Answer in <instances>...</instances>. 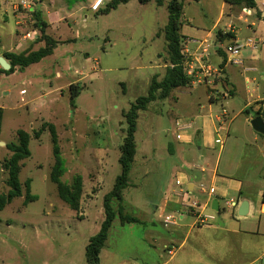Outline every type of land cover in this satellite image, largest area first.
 I'll use <instances>...</instances> for the list:
<instances>
[{
  "label": "rangeland",
  "instance_id": "obj_1",
  "mask_svg": "<svg viewBox=\"0 0 264 264\" xmlns=\"http://www.w3.org/2000/svg\"><path fill=\"white\" fill-rule=\"evenodd\" d=\"M95 1L0 0L3 53L22 51L25 41L29 45L22 52L44 47L35 14H53L56 8L62 16H72L50 29L49 34L74 39L61 44L53 56L39 64L0 75V167L12 156L7 145L18 143L17 132L24 130L31 136V157L22 162L19 176L23 196L0 210V264H88L86 248L105 220L104 198L121 174L119 159L127 127L122 112L128 111L137 98L148 95L154 77L161 81L165 76L166 68L154 67L169 63L164 28L170 0L162 6L129 0L109 14L100 11L112 0H105L97 10L92 8ZM180 2L184 7L182 35L208 32L218 20L217 31L227 29L225 0ZM236 23L247 26L244 21ZM27 35L30 38L24 39ZM155 72L159 73L153 75ZM72 83L82 87L75 106L71 105L69 92ZM174 111L168 103L151 105L140 112L138 152L130 185L124 191L125 214L151 220L152 206L160 204L165 190L176 182V168L181 166L182 158L168 152L169 141L163 132ZM154 114H163L156 123L151 120ZM49 124L56 126L64 162L61 181L71 186L77 177L83 180L78 212L60 199L50 179L55 162ZM8 179L9 173L3 169L0 194L9 192ZM28 180L31 194L37 199L26 204ZM191 201L199 202L195 197ZM113 206L118 211L120 204L114 201ZM220 212L211 214L220 226L224 215H229L233 226L244 219L233 216L228 209ZM166 216L175 217L180 225L192 223L191 218L181 220L180 213L168 211L154 216L158 229L175 228L164 226ZM260 218L264 220V214L248 218L245 223L257 229ZM145 229L136 223L122 225L117 215L99 257L100 264H262L257 258L264 249V238L242 239L236 244L228 234H222L220 242L210 237L206 247L193 232L182 245L186 228L183 237L169 249H164L160 240L157 250H151Z\"/></svg>",
  "mask_w": 264,
  "mask_h": 264
},
{
  "label": "crops",
  "instance_id": "obj_2",
  "mask_svg": "<svg viewBox=\"0 0 264 264\" xmlns=\"http://www.w3.org/2000/svg\"><path fill=\"white\" fill-rule=\"evenodd\" d=\"M261 2L262 0H256L257 6L252 15L245 16L242 13V8L245 6H226L225 1L223 8L225 10L228 8V22L225 24L227 29L217 31L220 23L218 20V24L216 23L208 32L188 37L183 35L185 39L182 53L185 62L194 63L196 66L195 75L191 77L192 83L187 88L175 89L166 100H158L151 104L157 106V104L170 103L173 106L175 110V113H172L173 119L163 132L169 141L167 142L168 152L179 154L182 158L181 166L176 168V182L165 190L160 204L152 206L151 220L137 217L140 223L136 224L148 228L145 231L147 230L148 233V245L151 250H157L160 240L163 241V248L169 249L183 237L186 228L189 229L182 245L186 244L193 232L199 237L201 245L206 247L209 246L207 241L210 237L220 242L224 237L222 234H228L232 239L231 242L236 244H239L242 239L264 238L262 218L258 220L257 229L249 228L245 223L246 220L255 218L257 214H264L262 201L264 198V136L257 133L251 125V121L257 117L256 113L261 109L262 101H264V9L260 7ZM71 16L72 14L62 16L57 8L53 14L46 12L42 15L48 24L46 33L59 42L50 56L55 54L61 44H68L74 40L70 37L63 38L49 34L50 29L59 27L63 20H68ZM236 21H244L247 26L245 28L238 26ZM248 39H253L255 45L248 46L246 44ZM206 40L212 44L208 45ZM25 42L21 44L22 51L29 45L27 41ZM42 43L45 44V42ZM235 43L245 45L238 65L230 62L227 52V47ZM22 51L9 50L8 52L21 53ZM2 53L0 50V56ZM201 61L211 65L214 70L211 75L202 70ZM160 68H167V65L154 67V69ZM158 73L155 72L153 75ZM162 115L154 114L151 120L154 119L156 123ZM218 138L223 140V144L218 142ZM202 184L214 188L215 194L209 196L203 193L200 189ZM191 197L199 200L200 205L204 206L203 212L208 215L228 209L233 216H239L237 212L244 201L249 203V212L247 216L240 217L244 218L243 221L236 222L235 226L230 223L229 215H224L219 222L222 226L215 224L217 222L215 217L211 225L195 227L196 214L185 210L182 205L186 198L189 200ZM215 200L219 204L218 212L212 209ZM230 200L237 202L233 210L225 205V202ZM168 211L180 213L181 220L191 218L192 223L176 224L173 225L174 229H158L154 216L157 214L162 216ZM257 259H261L264 264V249L258 254Z\"/></svg>",
  "mask_w": 264,
  "mask_h": 264
},
{
  "label": "trees",
  "instance_id": "obj_3",
  "mask_svg": "<svg viewBox=\"0 0 264 264\" xmlns=\"http://www.w3.org/2000/svg\"><path fill=\"white\" fill-rule=\"evenodd\" d=\"M226 3L233 6H245L249 8H256V0H225ZM129 0H112L104 10L100 12L102 14H109L112 10H116L121 4L128 3ZM142 4L155 2L158 6L164 5L165 0H139ZM169 12L168 23L164 28V37L167 42V49L169 55V63L166 64V73L164 78L159 81L157 77H154L152 84L149 88L148 95L141 96L131 104L128 111H124L123 116L126 120V135L121 146V156L119 163L121 166V174L117 177L113 190L108 193L104 198V211L105 220L102 223L101 229L96 236L92 237L86 248V257L88 264H100V255L108 240L111 228L114 221L119 215L122 225L140 223V220L135 217L124 213V191L129 186L130 173L137 155V142L136 133L138 130V122L140 118V112L146 111L148 107L158 101L166 100L172 94V92L181 87L191 85L192 78L187 75L185 68V57L182 53L183 40L185 37L182 35L181 30L183 28V14L184 7L180 0H170L167 6ZM37 28L41 33V41L45 42V47L36 51H27L21 53L5 52L3 57L11 64V69L5 71L0 68V75L3 73H14L18 68L26 69L31 65L41 62L44 58L53 54L55 48L59 42L49 36L46 33L48 24L44 21L41 12L35 14ZM81 84H72L69 88L71 105L75 106L76 99L82 92ZM1 108H0V135H1ZM256 116L264 119V101H262V107L257 111ZM49 130L51 132L53 143V156L54 166L51 172V182L57 186L58 195L60 199L65 202L72 210L79 211L81 208V200L83 196V180L81 177H77L71 186L64 184L61 178L64 174V162L61 156V148L59 145L58 134L56 126L49 124ZM43 132V130H42ZM39 136V135H38ZM18 143H11L7 145V148L11 151L12 156L7 160L3 167H0V186L2 184V170L5 169L9 173L8 185L10 190L8 193L0 194V210H3L11 204L16 198L23 196V185L20 181V173L23 168L22 162L31 157L29 150V142L31 136L24 130L17 132ZM27 189L26 204L33 202L37 199L36 196L31 194V181L25 182ZM117 201L120 206L115 210L113 203ZM264 203V198H263Z\"/></svg>",
  "mask_w": 264,
  "mask_h": 264
},
{
  "label": "built area",
  "instance_id": "obj_4",
  "mask_svg": "<svg viewBox=\"0 0 264 264\" xmlns=\"http://www.w3.org/2000/svg\"><path fill=\"white\" fill-rule=\"evenodd\" d=\"M104 1L105 0H97L96 1L97 3H96V5L94 4L93 9L97 10L98 9L97 7L99 5H101ZM260 7H261V9H264V0H262ZM253 11H254V8H249V7L242 8V13L245 16L252 15ZM240 18L245 19L244 17L243 18L240 17ZM28 38H30V35H27L24 37V39H28ZM35 38H37V33H35ZM205 42L208 45L212 44V42L207 41V40ZM246 44L248 46H254L255 41L253 39H248ZM244 47H245V45L244 46L243 45H237L236 43H235V45H229L227 47V52L229 53V56H230L229 60L231 63H233L235 65L240 64L239 57H240L241 52H242ZM201 63L203 64L202 70L205 71V73H207L208 75H211L214 72L211 65L210 66L206 65L202 61H201ZM185 68H186L188 76L193 77L195 75L196 66L194 63H192V64L185 63ZM23 93H25V91H23ZM218 140H219L218 142L220 144H223L222 139L218 138ZM200 189L203 193H207L209 196H213L215 194V189L212 187H208L207 185H204V184L200 185ZM182 205H183L185 210H189L190 212H194L196 214V221H195V225H194L195 227L208 226V225H211L215 221V216L208 215V213L205 214L203 212L204 206L202 207L198 201L194 202V201H191V199H189L188 202H186V203L184 202ZM225 205L227 208L233 210L237 206V202L234 200H230V201H226ZM176 224H177V221H176L175 217H173V216H166L165 217V219H164V225L165 226L176 225Z\"/></svg>",
  "mask_w": 264,
  "mask_h": 264
},
{
  "label": "water",
  "instance_id": "obj_5",
  "mask_svg": "<svg viewBox=\"0 0 264 264\" xmlns=\"http://www.w3.org/2000/svg\"><path fill=\"white\" fill-rule=\"evenodd\" d=\"M0 67L5 71H9L11 69V64L3 56H0ZM251 125L257 133L264 136V119L262 117L258 116L254 118L251 121ZM0 145H3V143L0 142ZM212 209L215 210L216 212L220 211L217 200L214 201ZM248 212H249V203L248 201H244L240 205L239 211L237 213L239 214L240 217H245L247 216Z\"/></svg>",
  "mask_w": 264,
  "mask_h": 264
}]
</instances>
